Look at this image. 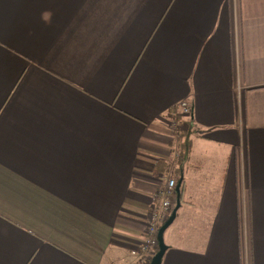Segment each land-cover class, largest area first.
I'll return each instance as SVG.
<instances>
[{
    "label": "crops",
    "instance_id": "crops-1",
    "mask_svg": "<svg viewBox=\"0 0 264 264\" xmlns=\"http://www.w3.org/2000/svg\"><path fill=\"white\" fill-rule=\"evenodd\" d=\"M190 118L161 264H264V0H0V264H147Z\"/></svg>",
    "mask_w": 264,
    "mask_h": 264
},
{
    "label": "built area",
    "instance_id": "built-area-1",
    "mask_svg": "<svg viewBox=\"0 0 264 264\" xmlns=\"http://www.w3.org/2000/svg\"><path fill=\"white\" fill-rule=\"evenodd\" d=\"M192 114L191 104L184 100L181 101L177 107L176 115L189 116ZM172 131L179 133L183 130V124L178 119L170 121ZM177 183L171 172L166 175V184L164 188L158 193L161 198V204L155 207L149 213L148 221L145 225V238L141 245L133 250L134 254L141 253V260H151L154 255L155 248L158 245V230L160 225L165 222L171 215L177 199Z\"/></svg>",
    "mask_w": 264,
    "mask_h": 264
},
{
    "label": "trees",
    "instance_id": "trees-1",
    "mask_svg": "<svg viewBox=\"0 0 264 264\" xmlns=\"http://www.w3.org/2000/svg\"><path fill=\"white\" fill-rule=\"evenodd\" d=\"M192 118L189 119L188 123L186 124L185 128L181 131L178 139V153L176 161L174 162L171 172L173 173L176 183L178 184L179 181H183V169L184 165L189 157L192 141H191V133L192 131V124H191ZM164 223V222H163ZM162 223V224H163ZM161 224V225H162ZM160 225V226H161ZM160 228V227H159ZM159 247L155 248V252L158 251ZM150 260L147 262L149 264Z\"/></svg>",
    "mask_w": 264,
    "mask_h": 264
},
{
    "label": "water",
    "instance_id": "water-1",
    "mask_svg": "<svg viewBox=\"0 0 264 264\" xmlns=\"http://www.w3.org/2000/svg\"><path fill=\"white\" fill-rule=\"evenodd\" d=\"M181 185H182V181H179L176 187L177 190V199H176V204L174 206V209L171 213V215L168 217V219L160 226L159 230H158V251H156L154 253V255L152 256L149 264H161L162 262V258L163 255L167 249V244L165 242V231L167 230V228L173 223V221L176 218L177 215V211L181 205Z\"/></svg>",
    "mask_w": 264,
    "mask_h": 264
},
{
    "label": "rangeland",
    "instance_id": "rangeland-1",
    "mask_svg": "<svg viewBox=\"0 0 264 264\" xmlns=\"http://www.w3.org/2000/svg\"><path fill=\"white\" fill-rule=\"evenodd\" d=\"M178 153V152H177ZM144 264H146V263H144Z\"/></svg>",
    "mask_w": 264,
    "mask_h": 264
}]
</instances>
